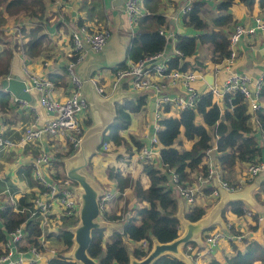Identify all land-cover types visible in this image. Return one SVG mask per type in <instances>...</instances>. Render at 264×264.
<instances>
[{
    "label": "trees",
    "instance_id": "obj_1",
    "mask_svg": "<svg viewBox=\"0 0 264 264\" xmlns=\"http://www.w3.org/2000/svg\"><path fill=\"white\" fill-rule=\"evenodd\" d=\"M53 1V0H50ZM235 0H215L212 13H203L207 0H190V9L179 18L184 27L193 30L192 33L175 32V47L179 54L169 56L167 60L168 69H196L205 70L206 62H190L189 58L196 56L198 45L207 44L210 47L209 61L216 64L221 62L229 54V32L226 27L236 21L230 11V6ZM242 2L247 8H252L257 2L261 11L264 12V0H236ZM147 13L141 15L136 21V31L131 37L130 44L126 49V59L138 60L160 52L165 46V37L159 32L161 28L174 30V26L166 15L158 12L157 0H142ZM4 11L9 14H16L23 10L29 15L41 17L44 11V0H0ZM38 12V14H37ZM40 12V13H39ZM1 14V11H0ZM178 18V19H179ZM37 40L32 37L24 42L27 52L33 48ZM13 49L0 55V79L9 74L10 60ZM124 64V60L119 62L113 69ZM260 97H264V80L262 82ZM10 93L0 89V109L8 106ZM198 101L194 107H186L179 111L177 115L163 116L159 120L160 128L157 130L159 139L160 155L159 166L154 165L156 161L140 163L142 172L147 177V185L144 186L139 177L133 178L131 172L125 168L115 166L113 163L106 165L107 178L113 179L119 192L133 187L135 196L147 203L136 209V213L128 216L120 229H113L108 240L103 245L104 228L92 230V239L88 247V253L98 260V264H127L129 261V250L127 249L123 237L126 236L133 241L146 239L151 247V236H155L159 241H169L180 234V222L175 216L177 210V198L174 196V188L168 186V173L172 170L179 177L181 183H188L193 171H203L205 167V149L215 137L216 158L223 170L232 169L236 163L241 161H255L260 155L262 148L258 139L249 125L250 113L248 103L239 91L227 92L221 98V104L216 101L211 90L199 93ZM145 104V95H136L135 98H125L122 103H116L115 121L103 133L102 141H107L117 147L125 144V152H118L117 158H126L130 163L133 155L131 148L138 151L143 142L129 134L126 138L122 130L126 129L131 121V114L138 111ZM257 127L261 134L264 145V106H259L254 112ZM189 142V147L183 144ZM133 146L130 147L129 143ZM124 146V145H123ZM74 148L69 146L64 150L57 149L52 154L53 167H60V171L55 173L56 177L66 178L62 168L61 158L69 155ZM106 154L108 150H101ZM127 163V165H128ZM126 165V166H127ZM19 206L30 204L28 197L24 194L18 198ZM228 207L237 215H243V202L241 200H231ZM205 214L202 206L191 204L185 210V216L190 220H197ZM104 218L109 220H120V213H103ZM254 220L256 217H253ZM64 222L74 224L77 218L63 217ZM24 223L27 235L26 244L39 245L38 238L42 234L41 227L34 220H28L25 212L15 210L11 204L4 203L0 209V255L4 253V242L7 232L14 230ZM68 227V226H67ZM67 227L52 234L53 239L59 242L63 249L57 251L49 258L48 264H80L78 261L70 259L64 255L65 251L72 246V233ZM232 234H241V243L244 249L232 243V253L226 257L225 262L212 259L206 264H253L254 262H264V243L255 238L242 236L240 231L231 227ZM264 239V231H263ZM189 243H193L190 241ZM148 251L134 248L132 253L137 258L143 257ZM151 264H185L182 260L172 254H163L156 258Z\"/></svg>",
    "mask_w": 264,
    "mask_h": 264
},
{
    "label": "crops",
    "instance_id": "obj_2",
    "mask_svg": "<svg viewBox=\"0 0 264 264\" xmlns=\"http://www.w3.org/2000/svg\"><path fill=\"white\" fill-rule=\"evenodd\" d=\"M187 1L188 0H180V3L176 4L175 0H165L162 4L166 6H175L173 11L161 12L166 15L171 23L174 22L172 24L174 26L173 31L175 32H193V30H188L190 29L189 27H184L181 24L180 18L173 19L174 14H176L179 11V8L185 5ZM207 2V5L204 6L203 13L208 16L210 15L208 9H211L212 13L215 12L213 9L215 0H207ZM44 3L45 7L41 17L29 15L23 10L18 11V22L20 21L22 23L23 41L25 42L28 39L35 37L37 42L33 48H30L29 51L27 49V52L24 45L22 47L23 51L18 49V51L13 52L10 60L9 74L13 73L21 78H26V76L22 73V66L24 63L38 75L49 78L54 84V96L63 99L70 91V80L66 72V63L73 54L69 39V31L77 24L86 23L90 28H107L109 36L112 31L115 32L118 35L119 40L124 43L122 47H115L107 41L109 46L106 47V43L104 48H102L99 52L88 51L84 58L75 64L76 72L84 78V80L98 75L99 82L103 83L107 87L108 81L110 80L111 74L114 70L113 67L119 62L123 60L125 62L127 60L125 58L126 49L137 28L135 24L133 27L127 21L126 15L123 12L124 0H44ZM158 9L159 4L156 10ZM230 11L235 21L244 23H249L254 14L261 12L257 2H255L252 8L249 9L242 2L236 0L230 6ZM8 18L10 19V17ZM10 25L11 24H4L1 27L8 29ZM231 27L232 25L226 27L227 33L230 31ZM127 36H130L128 41ZM111 43L115 44L117 42L116 40H113ZM202 45L200 44L197 46L195 53L196 56L189 58L190 62H206V64H208V67L205 70L197 71L198 76L193 82L198 92L209 90L210 84L205 79V73L211 72L213 74V83L210 85L211 88L213 85H217L216 83L220 84L223 82L227 71L225 68H221L218 71L215 70V64L213 65V63L209 61L210 53L206 54V50ZM172 48L173 46L169 44L166 47V51L169 53L168 56L172 55ZM16 57L18 59H16ZM16 60H18V72L14 70V62ZM233 67L238 71H244L254 76L264 71V32H258L254 35L246 36L240 41L237 45V56L235 57ZM89 86L94 89L95 85L92 81L91 83L87 82L85 84L83 94L87 101ZM170 90L181 93L184 91L181 83L171 85ZM29 92H31L35 98L34 102L29 103L37 104L38 93L32 90ZM98 94L101 97H109L112 95L118 96L119 98L113 102L115 107L116 103H122L125 98H135L136 95H145V104L138 111L131 114L130 124L126 129L122 130V134L126 138H128L129 134H132L136 139H140L143 143L146 142L147 138L153 132V126L155 123L153 115L154 98L152 95L146 92H133L126 81H123L122 84H120L119 87L113 91H108L106 94ZM14 97V95L10 94L8 106H5V109H0V130H2L3 134L9 138L19 139L22 128L30 121L34 112L30 110V108L22 106L19 102L15 101ZM259 103L260 106H264V97H260ZM166 109H168V107H166ZM248 112L250 113L249 125L258 139L259 146L262 148V151L260 155H257V158L264 160V145L257 127L254 115L255 110L248 106ZM36 113L39 116L40 122H45L51 117V113L47 112L39 105H37ZM114 121L115 118L112 123ZM94 122L95 112L88 101V109L83 118L84 131L87 127L93 125ZM212 142L215 143V137H212ZM123 145L125 149V144ZM129 145L130 147L133 146L132 142H130ZM189 145V142L184 141V147H189ZM133 147L131 148L133 153L131 156L132 159L129 158L130 163H128L126 169L129 170V172L132 173L131 175L135 177L140 172L141 175L145 177L147 182V177L142 172V164L136 160V151ZM160 147L161 145L159 143L157 146L159 151ZM41 148H45L53 154V152L57 149L64 150L67 146H65V141L63 139L43 138L41 141L36 143L29 142L27 144L11 148H0V209L2 204L8 203L10 193L15 199H18L20 196L25 194L28 197V200L32 195L37 193L39 190V184L32 174L30 162L33 156ZM100 148L101 145L99 146L98 152L91 157L87 165V171L100 184L103 192L109 191L111 193V197L107 201L105 209L101 212L102 218H104L103 213L106 211L110 214L119 213L120 208L127 201L129 204L132 203L135 207L134 213H136V209L138 208L137 201L139 199L137 197L129 199L132 191L131 188H127L123 192H119L115 185V181L107 178L106 174V165L113 163L114 160L118 159L116 154L122 151L118 150L117 147L111 145L110 143L109 149L101 148V150H108L106 154L99 152ZM159 155L160 153L158 152L155 158L156 163L160 162ZM66 156L61 158V169H63V171L64 166L62 159ZM246 165L247 161H241L236 163L232 169L223 170V177L225 180L230 183L239 184L240 187L233 191L227 190L229 192H237L234 193L236 194V197L225 202L221 212V221H215L209 229L215 228L229 233L231 231V227H234L237 231L242 233V236L255 238L264 243V171L249 179L245 174ZM52 170H54L55 174L57 170L60 171V167H52ZM196 172L198 171L192 172L190 182H188L194 187L196 192V200L193 204L202 206L205 209V214H207L219 200V188L222 187H218V195L211 196V190L215 188L214 185L216 183L204 184L199 181H195L193 176ZM71 182L73 186H75V183L73 181ZM146 185L147 183L144 184V186ZM5 190L8 191L5 192ZM174 196L177 198V208L178 202L181 201L183 212L185 214V210L189 208L190 204L186 205L184 199L181 198L177 192H174ZM231 200H241L243 202V215H237L228 207L227 204ZM144 204L141 206L147 205L146 202ZM124 211H126V215H123L120 220L114 221L104 218L110 223V225L103 227L105 236L103 245H105V242L108 240L112 230L120 229L127 217L133 215L132 212H128L127 210ZM254 216L256 217L255 220L253 218ZM61 220V217L58 215V206L54 205L52 211L50 212V221L47 230L45 231V248H47V251L43 252L42 259L37 264H48L49 258L54 255V253L49 251V249L53 248V241L50 239V237L53 236L52 234L58 232L65 226L67 227L73 225H67L66 222L62 221L64 227L60 228ZM182 231L183 226L180 223V233ZM48 233H50L49 235L51 236H49ZM204 233L201 235L200 240L198 242L193 241V244H200L203 241L202 237ZM123 240L126 247L128 242L132 244L131 250L127 247L129 254H131L133 249L139 244V241H133L126 236L123 237ZM241 240V238L221 240L210 255L198 257L197 264H206L212 259L225 262L226 257L233 251L232 243L237 244L239 249H244V244L241 243ZM53 249L55 250V248ZM55 251L57 252V250ZM182 252H185L184 246H182ZM189 262V258L184 261L185 264H188ZM253 264H264V262H254Z\"/></svg>",
    "mask_w": 264,
    "mask_h": 264
},
{
    "label": "built area",
    "instance_id": "obj_3",
    "mask_svg": "<svg viewBox=\"0 0 264 264\" xmlns=\"http://www.w3.org/2000/svg\"><path fill=\"white\" fill-rule=\"evenodd\" d=\"M189 9L190 0L179 8L173 19L179 18ZM123 12L129 24L133 26L141 15L147 13V10L142 0H124ZM21 26L22 23L17 21L13 26L10 25L8 29L4 28V32L10 38L9 47L23 51L24 41ZM159 32L164 35L166 41L160 52L135 61L127 59L123 65L113 70L107 87L99 82L98 75L90 78L100 94L113 91L123 81H126L133 92H146L154 98L153 115L155 123L153 132L141 148L135 152L136 160L140 163L155 161L159 152L157 148L159 144L157 130L160 128L159 120L161 117L177 115L183 108L194 107L200 93L193 84L198 76L194 69H168L169 53L166 51L168 44L173 46L172 55L180 52L175 47V32L166 28H161ZM258 32H264L263 11L254 14L249 23L236 21L232 24L228 35L229 54L221 62L215 64L216 71L221 68L227 70L222 88L216 87V85L210 88L217 102L221 103V98L225 93L239 91L247 101L248 106L254 110L260 106L259 93L264 80V71L254 76L244 71H238L233 67L237 56V45L244 37ZM108 38L109 31L105 27L90 28L86 23H80L70 29L69 39L73 54L66 63L70 91L63 99L54 96V84L49 78L38 75L23 63L22 70L29 81L27 90L38 93L37 104L14 97L15 101L30 108L34 114L22 128L19 139L9 138L0 130V148H11L29 142L36 143L43 138H58L65 141V146H71L74 150L77 149L84 131L83 118L88 109V101L82 90L83 79L76 72L75 64L80 62L88 51L99 52L106 45ZM176 83L183 85V93L170 90V86ZM37 105L51 113V117L47 121L40 122L36 113ZM210 143L211 145L205 149L204 170L196 172L193 179L204 184L216 183L215 188L211 190V196L218 195V187L230 191L238 189L239 184L230 183L223 177V169L216 158L215 143L212 142V139ZM101 148L109 149V142L102 141ZM30 165L32 174L39 184V190L29 199V205L19 206L18 199H15L11 193L9 194L8 203L15 210L25 212L28 220H34L38 223L42 230V234L38 238L41 247L36 244H26L27 231L24 223H22L14 230L7 232L4 242L5 251L0 255V264H37L42 259L43 252L47 251V248H45V231L54 205L58 206V215L61 218H78L77 193L69 179L55 176L54 170H52V153L45 148H41L31 159ZM262 171H264V160L257 159L247 162L245 170L247 178L251 179ZM167 184L173 187L175 192L184 199L186 205L195 202L196 192L194 187L189 183H181L178 175L172 170L168 173ZM110 197L111 193L109 191L102 193L99 198L101 212L105 209ZM233 238L240 239L241 234L226 233L215 228L206 230L200 244L187 243L184 246V254L190 260L188 264H197L198 257L210 255L221 240H233ZM137 247L148 251L150 249L149 241L142 239ZM49 251L54 255L56 254L53 248Z\"/></svg>",
    "mask_w": 264,
    "mask_h": 264
},
{
    "label": "water",
    "instance_id": "obj_4",
    "mask_svg": "<svg viewBox=\"0 0 264 264\" xmlns=\"http://www.w3.org/2000/svg\"><path fill=\"white\" fill-rule=\"evenodd\" d=\"M206 81L212 85L213 74H204ZM83 79L82 90L85 84L91 83L89 79ZM87 81V82H86ZM29 81L16 74L10 73L0 79V89L9 92L17 98L34 102L35 98L27 88ZM88 101L95 112V122L83 132L79 145L71 154L62 159L65 175L75 183L74 189L78 200V219L76 223L67 227L72 233V246L65 252V256L78 261L80 264H98V260L88 253V247L92 239V230L103 228L110 223L102 218L99 206V198L103 189L93 176L87 171V165L93 155L98 152L101 145L102 135L111 126L116 116L114 101L119 97L112 95L101 97L95 87L89 86ZM219 200L211 210L197 220L188 219L184 212L182 202H178L175 216L183 226V231L174 239L159 241L151 236L152 245L148 252L140 258L133 254L129 255L127 264H151L163 254H172L183 262L188 258L182 252V246L190 241L198 242L205 230L209 229L215 221H221V212L225 202L235 198L237 192H229L219 188Z\"/></svg>",
    "mask_w": 264,
    "mask_h": 264
},
{
    "label": "rangeland",
    "instance_id": "obj_5",
    "mask_svg": "<svg viewBox=\"0 0 264 264\" xmlns=\"http://www.w3.org/2000/svg\"><path fill=\"white\" fill-rule=\"evenodd\" d=\"M164 1H165V0H158V4H159V9L157 10L158 12H165V11L168 12V11H173V10L175 9V6H166V5H162ZM175 1H176V4H179V3H180V0H175ZM0 11H1V14H0V55H2V54L4 55V54L6 53V51L9 50V48H10V47H9V40H10V38H8V36H7L6 33L4 32L5 29H4L3 27H1V26H3L4 24H11V25L13 26V24H14L15 22L18 21V12H17L16 14H12V13L9 14L8 12L4 11V9H3V5L0 6ZM8 17H10V19H9ZM133 27H134V26H133ZM188 30L191 31V29H188ZM127 32H128V31H127ZM125 33H126V31H125ZM129 39H130V36H127V41H128ZM113 40H116L117 43H115V44H114V43H111V42H113ZM108 43H109V44H112V45L115 46V47H122L123 44H124L123 42H121V41L119 40L118 35H117L115 32H113V31H112V33H111L110 36H109ZM108 43H107L106 47L109 46ZM23 45H24V43H23ZM202 46H204V48H205V50H206L205 53H206V54H209V52H210V47H209L207 44H203ZM10 49H13V48H10ZM14 51H18V49H17V48H14V49H13V52H14ZM16 59H18V58L16 57ZM17 61H18V60H16V61L14 62V63H15V65H14V70L18 72V64H17ZM207 65H208V64H207ZM207 67H208V66H207ZM195 71L197 72V71H200V70H199L198 68H196ZM22 73H23V75L25 76L23 70H22ZM216 84H217L216 87L222 88V82H221L220 84H218V83H216ZM209 90H210V85H209ZM140 133H141V132H140ZM117 148H118V150H120V151L126 153L123 144L118 145ZM98 154H99V153H98ZM130 159H132V157H130ZM127 163H128V162L126 161V158H125V157H123V158H118V159L114 160V162H113V164H114L115 166L120 167L122 170H124V169L126 168ZM159 164H160V163L158 162V163H155L154 165L159 166ZM127 171H128V170H127ZM131 174H132V173H131ZM137 176L139 177V179H140V181L142 182V184H146V183H147L145 177H143V176L141 175L140 172L138 173ZM137 176H136V177H137ZM133 178H135V176H133ZM103 187H104V186H103ZM130 188H131V190L133 191V187L130 186ZM132 191H131V194H130V198H129V199H132V198L136 197L134 191H133V192H132ZM129 199H128V200H129ZM123 201L125 202L124 199H123ZM144 203H145V201L138 200V201H137V206L139 207V206L143 205ZM144 205H145V204H144ZM124 210H127L128 212H132V213L134 214L135 207L132 205V203L129 204L128 201H127V202H125L124 205L120 208L119 213H120L122 216H123V215H126V213H125L126 211H124ZM62 221H63V220H61L60 228L64 227V224L62 223ZM50 239L53 241V242H52V247L55 248V250L60 251L61 249H63L62 246H61V245H63V244H60V245H59V242H56V241L53 239V237H50ZM127 247L131 250V248H132V244L128 242ZM130 253H131V252H130ZM131 254H133V253H131ZM129 255H130V254H129ZM133 255H134V254H133Z\"/></svg>",
    "mask_w": 264,
    "mask_h": 264
},
{
    "label": "clouds",
    "instance_id": "obj_6",
    "mask_svg": "<svg viewBox=\"0 0 264 264\" xmlns=\"http://www.w3.org/2000/svg\"><path fill=\"white\" fill-rule=\"evenodd\" d=\"M78 219V218H77Z\"/></svg>",
    "mask_w": 264,
    "mask_h": 264
}]
</instances>
